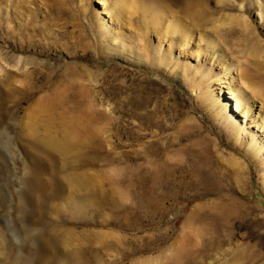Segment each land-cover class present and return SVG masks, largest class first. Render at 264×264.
<instances>
[{
  "label": "rangeland",
  "instance_id": "obj_1",
  "mask_svg": "<svg viewBox=\"0 0 264 264\" xmlns=\"http://www.w3.org/2000/svg\"><path fill=\"white\" fill-rule=\"evenodd\" d=\"M111 1L0 0L1 264H264L263 14L198 0L186 48Z\"/></svg>",
  "mask_w": 264,
  "mask_h": 264
},
{
  "label": "bare ground",
  "instance_id": "obj_2",
  "mask_svg": "<svg viewBox=\"0 0 264 264\" xmlns=\"http://www.w3.org/2000/svg\"><path fill=\"white\" fill-rule=\"evenodd\" d=\"M146 1L152 2V4H155L156 1H161L163 3V10L166 11L167 14L162 9H160V10L159 9H154V10L152 9L151 11H149L148 4ZM98 3L101 6H111L112 1L111 0H98ZM247 3L249 5L250 9L256 8L258 13L263 14L262 17L264 18V0H247ZM198 4H199L198 0H114V3H113L114 11L116 13H118V15H121V16H122V13L125 11H129V13H131L133 11L132 13L135 12L136 13L135 15L141 14V15H143V17L145 16V18L149 15V13H151L150 16L152 15V18H150V16H149V17H147V19L150 18L149 27L151 29H153V32H155L159 35V32H161V29H162V32L164 31V33H166V35L169 36L170 38L176 37L178 35L184 40L183 45L186 48H189L191 45L193 32L189 28V26L187 25V22L183 23L180 21V19L185 18L187 20V16H188V17L192 18L194 24L197 25V27H198L199 26L198 20L200 19V16L202 14V12H199L197 10ZM245 8H246V5L241 3V5L239 7L241 14H239L237 16L233 15L232 17H230V22L232 24L236 23L243 31H246L249 34L253 35L254 31L252 29V26L250 25L251 23H249V19L247 17V14H246L247 12L245 11ZM168 13H170V14H168ZM131 16H133V14ZM263 18H262V20H263ZM205 39H206L207 44L209 46H211V48H216L218 46V43L216 42V40L212 39L211 37H207V38L204 37L203 40H205ZM181 45H182V43H181ZM255 48H257V47H255ZM240 67H238L239 72L242 70V68H240ZM257 84L258 83H256V82L253 84H249V85H247L246 88L252 89V91L255 93H258V92L263 93L264 90L259 88V86ZM253 92H252V94H253ZM230 95H231V98H233L232 92L230 93ZM235 107H236V109H238L239 105L236 104ZM221 112H222V109H221ZM73 135H74V137H73ZM70 136L71 137H68V136H66L65 138L63 137L64 139L60 140L59 137L49 135V137L46 138V140L44 142L45 143L44 146L46 147L44 149V153L47 152L48 154L49 153L62 154V153H64V151H69L70 148L73 146L72 145L73 140L71 141L70 139H72V137H73V139L76 138L77 135L75 136V134L71 133ZM46 154H44V155L46 156ZM32 155H33V153H32ZM40 183H42V182H40ZM82 185H83L82 183H79L77 188L78 187L79 188L84 187ZM38 188H42V185L39 183H36L35 188L32 189L33 193L31 192L30 198H31V196H33L34 191ZM56 229H58V228H56ZM56 229L55 230L52 229L51 232L39 235L35 239L31 240L32 241L31 243L29 242L30 245L32 243L37 244V256H38L37 260H38V262H40L41 259H43V260L46 259L45 257L50 253L54 254L57 251L61 252L62 250L66 249V247H67L66 245L68 244L67 242H69L68 240L69 239L71 240V238H72L71 234L72 233L70 231L60 230L62 233L60 235L59 234L60 231L59 230L57 231ZM8 237H9V235L7 236L6 232L0 230V255H2V254L4 255L8 249V244L10 243L8 240ZM17 239L20 240V237H18ZM7 256H8V254H7ZM2 259H3V257H2ZM1 261L2 260L0 258V264H1Z\"/></svg>",
  "mask_w": 264,
  "mask_h": 264
}]
</instances>
